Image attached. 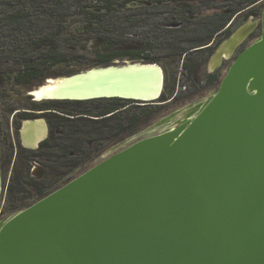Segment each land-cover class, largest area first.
Instances as JSON below:
<instances>
[{"label":"water","instance_id":"95a60500","mask_svg":"<svg viewBox=\"0 0 264 264\" xmlns=\"http://www.w3.org/2000/svg\"><path fill=\"white\" fill-rule=\"evenodd\" d=\"M260 23L261 38L191 120L129 145L7 222L0 264H264V4L211 58L217 68L230 61ZM57 80L63 98L43 100L153 103L165 84L158 64L133 60L45 86Z\"/></svg>","mask_w":264,"mask_h":264},{"label":"rangeland","instance_id":"374dc122","mask_svg":"<svg viewBox=\"0 0 264 264\" xmlns=\"http://www.w3.org/2000/svg\"><path fill=\"white\" fill-rule=\"evenodd\" d=\"M6 1H10L15 5L20 2L19 0H0L2 4H0V84H2V80L4 81L2 87H0V90L4 92L0 99V120L4 122L6 119L8 120L7 116L9 114L21 108L17 106V101H14V99L24 100L27 92L33 90L34 93L36 89L44 87L45 79L63 77L49 75L44 80L32 84L29 88H15L7 78L16 74L21 66H26L29 62H37L43 54L53 52L58 56L67 57L74 65L59 66L51 74L73 70L74 72L77 71L75 74L87 71L97 67L86 66H89L88 64L94 59V53L102 51V42L107 38H118L123 41L132 40L142 43L143 46L154 44L158 48L155 56L159 58L160 64L158 65L164 71L165 85L169 81L171 82L170 86H173L174 80H176V93L188 92L189 87L194 90L195 87L185 78H182V81L187 90H183V87L179 89L178 81L182 74H185V70L182 63L171 60L173 58H170L171 51H169L168 45L172 40L190 37L189 20H204L213 13H221V6H223V0H172L168 2L161 1L160 3L157 0H137L128 5H125V2H128L127 0H21L22 4L19 3L20 6H12L16 9L14 10L8 5H3ZM151 1H156L159 4ZM206 2L207 4H205ZM24 6L29 8L25 13L30 15L31 22H21V24L14 22L12 24L6 19L7 16H10L8 14L21 13L19 9ZM181 6L183 7L181 8ZM186 6L190 8L189 11L184 8ZM163 14L166 15L163 16ZM93 15L97 17L94 19ZM127 15H133L135 16L133 18L140 19V26L137 29L129 28L126 34L119 33L118 29L123 28ZM158 16L163 19V22L160 23L156 20ZM175 24L178 27L172 26ZM126 35H129L130 38ZM133 35L134 38H132ZM252 35L254 36V34ZM252 35L245 42L248 46L253 43ZM185 43L186 47L189 46L187 41ZM121 48H124V46L116 49ZM211 57L212 55H209L200 64L197 80L199 77L205 78L210 73ZM124 61L130 60L125 59ZM228 65L231 64L225 62L222 68L215 71V73L222 72L226 75ZM213 92L216 93L217 90L208 91L195 100H186L163 110L147 125L139 128L134 135L128 136L126 140L117 146L111 149L108 148L109 150L107 149L103 156L106 157L122 150L123 147H128L140 140L158 135L173 124L168 121H179L181 113H184L188 108L197 111L198 106L209 100ZM97 106L98 104H80V110L95 111ZM192 117L190 116L187 120H191ZM96 146L95 139H86L84 147L80 148V159L86 153L84 151H88L89 148L92 151Z\"/></svg>","mask_w":264,"mask_h":264},{"label":"trees","instance_id":"16d2710c","mask_svg":"<svg viewBox=\"0 0 264 264\" xmlns=\"http://www.w3.org/2000/svg\"><path fill=\"white\" fill-rule=\"evenodd\" d=\"M19 1L20 2L16 3L17 6L22 4L21 0ZM127 1L128 2H125V5L131 4L137 0ZM205 4H207V2ZM222 4L223 6L220 5L222 9L220 10L222 11L221 13H213V15L208 16L201 21L189 20V27H191L189 32L190 37H181L172 40L168 45L169 51H171L170 58H173L171 60L182 63L183 69L185 70L183 78L192 83L195 89L191 90L189 87L188 92L183 91L181 93H176V80H174L173 86H170L171 82L169 81L166 85L164 84L160 99L153 103H142L119 98L84 102L74 101L75 103L80 104H98L95 111L88 109L80 110V116H85L84 118L80 117V144H82L80 145V148L82 146L84 147L86 139H95L97 142L96 149L101 151L120 139L134 135L139 128L147 125V123L163 110L171 108L186 100H195L197 97L208 91H218L220 83L225 75L222 72H218L207 74L205 78L199 77L197 80L200 64L206 60L209 55H213L217 46L225 39L229 38L232 33L250 17H254L255 19L260 18L262 15L264 0H223ZM3 5H8L10 8L16 6L10 1H6ZM182 7L183 6H181V8ZM184 8H187L188 11L190 9L187 6ZM12 9L16 10L15 8ZM19 10H21V13L13 15L8 14L10 16H7L8 18L6 19L12 24L14 22L18 24H21V22H31L30 15L25 13L29 8L24 6ZM190 14L192 13L190 12ZM93 17L95 19L97 16L93 15ZM133 17L135 16L127 15L125 17L126 21L123 28L118 29L119 33L122 32L126 34L129 28L133 27L137 29L140 26V19ZM127 37L130 38L129 35ZM102 39L104 40V38ZM104 41L107 43L106 49L123 46H135L140 47V49L105 54L96 52L94 53V59L88 64L89 66L86 67L110 65L115 61H124L125 59L160 64L159 58H156L155 56V52L158 48L157 46H154V44H145L143 46L142 43L139 42L132 40L123 41L118 38H107ZM185 41L189 43V46H185ZM71 64H73V62H70L67 57L58 56L53 52H48L47 54H43L37 62H29L26 66H21L16 74L9 76L7 79L15 88H29L33 83L44 80L49 75H59L64 77L75 74L77 71L74 72V70L51 74V72L57 67ZM178 84H181V87H185L187 90L182 78L178 81ZM3 93L4 92L0 90V99L3 96ZM21 167L22 169L20 170L22 172H20L18 178L13 181L11 184L12 186L9 188L10 204L15 207L18 205V202H20L21 205L30 199L29 194L32 189H38L39 186V182H33L30 184L29 181H25L29 172V165L27 167V164L24 163ZM24 170H27V174H24ZM49 186L54 188L55 184L43 182L42 190L38 189V192H36L35 195L42 196L45 194L46 188ZM55 190H57V188L53 189V191ZM18 198L21 200L19 201Z\"/></svg>","mask_w":264,"mask_h":264},{"label":"flooded vegetation","instance_id":"af4514ba","mask_svg":"<svg viewBox=\"0 0 264 264\" xmlns=\"http://www.w3.org/2000/svg\"><path fill=\"white\" fill-rule=\"evenodd\" d=\"M157 1L160 3L161 1L168 2L172 0ZM158 2L155 1L153 3L159 4ZM165 15L166 14H163V16ZM159 17L160 16H158L156 20L160 21V23L163 22V19L160 17V20ZM172 26L178 27L176 24ZM253 34L254 36L252 35V39H254L253 43H255L261 38V23ZM253 43H251V45ZM102 44V51L99 53L104 54L140 49L135 46H128L119 50L116 48L106 49L107 43L104 41ZM249 46L247 43H244L240 49L236 51L234 57L230 61L222 62L219 68L215 69L213 72L210 71L209 74H213L215 71L222 68L225 62L232 64L235 58ZM229 66L230 65L227 67L229 68ZM3 83L4 81L2 80L0 87H2L1 85H3ZM214 94L215 92H213V95ZM212 96H210L209 99ZM24 100L14 99V101H17V106L21 108L9 114L7 116L8 120L6 119L5 122L0 120V229L15 215L30 208L32 205L66 186L68 183L77 180L81 175L92 169L93 166H96L108 157L120 152L121 150L106 157L103 156L108 148L111 149L128 138L120 139L101 151L94 148L92 152L91 148H89L88 151H84L86 153H84L83 158L80 159V117H85L80 116V103H75L74 101L38 100L33 90L27 92ZM32 122H43V125L46 126L44 137L37 142L35 147L27 146L23 139L25 125ZM164 131H161L159 134ZM24 163L27 164V167L29 165L28 174L27 170L23 171L25 172L24 174H27L25 181H29L30 184L39 182L38 189L41 190L43 182L48 184L54 183L55 186L54 188L51 186L46 188L45 194L42 196L35 195L38 189H32L29 194L30 199L21 205L20 202H18V205L15 207L10 204L9 188L12 186L11 184L13 181L18 178L20 172H22L20 169H22L21 166ZM55 188H57V190L53 191ZM18 200L20 201L21 199L18 198Z\"/></svg>","mask_w":264,"mask_h":264},{"label":"bare ground","instance_id":"6f19581e","mask_svg":"<svg viewBox=\"0 0 264 264\" xmlns=\"http://www.w3.org/2000/svg\"><path fill=\"white\" fill-rule=\"evenodd\" d=\"M222 50H223V56L229 57L228 52L230 50V47L225 46L223 47ZM220 62L221 60L214 57L210 62V67H209L210 71L216 69L218 64H220ZM63 82H64L63 80L52 81L51 86L42 87L34 94L36 95L38 100H43L45 98L46 99L47 98H63V95H61L60 89H59L60 84H62ZM192 112H193L192 108H188L187 110H185L184 113H181L180 118H179L180 120L177 123L172 124L171 128L175 129L181 126V124L187 118H189ZM45 133H46V128L41 122H32V123L26 124L24 131H23L24 143L27 146L35 147L37 142L44 137Z\"/></svg>","mask_w":264,"mask_h":264},{"label":"built area","instance_id":"2783aa9c","mask_svg":"<svg viewBox=\"0 0 264 264\" xmlns=\"http://www.w3.org/2000/svg\"><path fill=\"white\" fill-rule=\"evenodd\" d=\"M134 37H135V36L133 35V36H132V38H134ZM181 78H183V74H182ZM181 78H180V79H181ZM178 87H179V89H180V87H181V84H178ZM185 89H186V88H185V87H183V90H185ZM177 93H178V92H177Z\"/></svg>","mask_w":264,"mask_h":264}]
</instances>
